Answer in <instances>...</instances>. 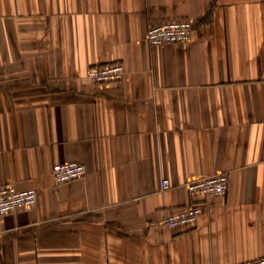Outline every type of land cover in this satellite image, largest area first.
I'll use <instances>...</instances> for the list:
<instances>
[{"label": "crops", "instance_id": "obj_1", "mask_svg": "<svg viewBox=\"0 0 264 264\" xmlns=\"http://www.w3.org/2000/svg\"><path fill=\"white\" fill-rule=\"evenodd\" d=\"M189 40L152 45L150 23ZM120 62L95 83L94 64ZM82 177L57 183L56 162ZM227 174L223 194L186 181ZM166 179L169 187L161 189ZM0 264H240L264 256V0H0ZM194 201V223L160 220Z\"/></svg>", "mask_w": 264, "mask_h": 264}, {"label": "built area", "instance_id": "obj_2", "mask_svg": "<svg viewBox=\"0 0 264 264\" xmlns=\"http://www.w3.org/2000/svg\"><path fill=\"white\" fill-rule=\"evenodd\" d=\"M193 23L187 18L166 19L150 23L146 30V39L152 45L184 42L191 38ZM124 67L120 62L91 65L86 72L87 77L95 83L118 81L124 75ZM85 166L80 161L56 162L51 166V175L55 182H65L82 177ZM227 174L214 173L208 176L192 179L184 183L190 197L223 194L227 187ZM169 187L168 181L162 179L161 189ZM37 198L33 187L16 189L12 185H0V215L31 207ZM203 212V203L194 201L191 204L176 209L160 220V224L169 228L184 227L195 222ZM240 264H264V256Z\"/></svg>", "mask_w": 264, "mask_h": 264}]
</instances>
